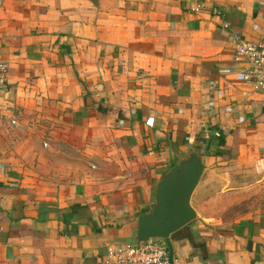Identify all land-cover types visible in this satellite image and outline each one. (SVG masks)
Listing matches in <instances>:
<instances>
[{
    "label": "crops",
    "instance_id": "1",
    "mask_svg": "<svg viewBox=\"0 0 264 264\" xmlns=\"http://www.w3.org/2000/svg\"><path fill=\"white\" fill-rule=\"evenodd\" d=\"M249 25L264 0H0V264H99L193 147L172 264H264V102L220 72Z\"/></svg>",
    "mask_w": 264,
    "mask_h": 264
},
{
    "label": "built area",
    "instance_id": "2",
    "mask_svg": "<svg viewBox=\"0 0 264 264\" xmlns=\"http://www.w3.org/2000/svg\"><path fill=\"white\" fill-rule=\"evenodd\" d=\"M197 11V10H195ZM210 21L217 25V31H230V25L223 14L215 10ZM228 48L236 58L234 64H227L220 70L224 78L236 77V83L242 84L264 102V27L249 25L240 36H228ZM201 59L194 60L199 65ZM9 66L0 60V94L7 93ZM210 103L216 100L217 84H208ZM229 110V108H228ZM186 113L185 109L179 111ZM264 248V244H263ZM99 264H171L164 240L149 239L142 243L109 244Z\"/></svg>",
    "mask_w": 264,
    "mask_h": 264
},
{
    "label": "water",
    "instance_id": "3",
    "mask_svg": "<svg viewBox=\"0 0 264 264\" xmlns=\"http://www.w3.org/2000/svg\"><path fill=\"white\" fill-rule=\"evenodd\" d=\"M203 158L200 147L178 155L171 168L160 178L154 202L137 218L134 236L128 243L164 240L172 264L170 236L196 218L190 200L205 169Z\"/></svg>",
    "mask_w": 264,
    "mask_h": 264
},
{
    "label": "trees",
    "instance_id": "4",
    "mask_svg": "<svg viewBox=\"0 0 264 264\" xmlns=\"http://www.w3.org/2000/svg\"><path fill=\"white\" fill-rule=\"evenodd\" d=\"M224 146V140L221 138H217V146H216V150L214 151V155H219L220 152V147Z\"/></svg>",
    "mask_w": 264,
    "mask_h": 264
}]
</instances>
